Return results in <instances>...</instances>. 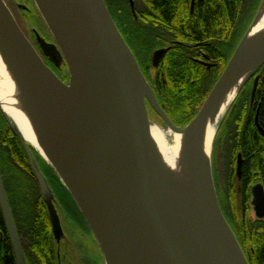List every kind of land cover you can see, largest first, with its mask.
I'll return each mask as SVG.
<instances>
[{"label":"water","instance_id":"95a60500","mask_svg":"<svg viewBox=\"0 0 264 264\" xmlns=\"http://www.w3.org/2000/svg\"><path fill=\"white\" fill-rule=\"evenodd\" d=\"M33 2L53 39V43H48L33 31L37 48L41 56L56 67L66 66L67 84L44 64L3 0H0V37L17 57L19 77L40 120L44 146L49 149L52 163L49 165L63 181L62 185L83 216L104 264H248L221 212L213 179L205 174L194 155L191 139L199 123L212 112L237 74L254 68L238 95L263 66L264 48L242 54L240 50L256 24L264 0L203 105L183 128L173 125L157 103L103 0ZM18 6L25 9L23 5ZM167 50L153 53V67ZM77 66L85 71L87 83L79 108L71 111L56 98L46 81L49 79L67 88L75 78ZM257 85L258 76L253 80L251 99ZM148 108L167 129L183 136L186 160L200 185L217 236H207L194 229L163 189L161 169L149 131L152 122ZM0 111L13 128L1 107ZM255 124L264 137L256 117ZM112 145L114 172L111 180L106 181L103 165ZM29 146H24L29 167L46 208L52 234L58 239L61 227L53 197ZM237 158L239 176L240 155ZM251 192L253 210L264 219L263 188L258 184ZM0 207L15 264H25L1 176Z\"/></svg>","mask_w":264,"mask_h":264},{"label":"trees","instance_id":"16d2710c","mask_svg":"<svg viewBox=\"0 0 264 264\" xmlns=\"http://www.w3.org/2000/svg\"><path fill=\"white\" fill-rule=\"evenodd\" d=\"M103 1L141 67L157 103L172 124L182 128L203 105L251 25L262 0H203L199 6H194L192 13H189V0H138L139 7H135V16L131 14L127 0H116L111 7L107 0ZM160 49L168 51L158 65L153 67L152 55ZM140 55L144 60L143 65L138 57ZM204 57L215 64L210 70L197 62ZM149 69L152 71L151 76ZM255 76H259L254 99L256 102L258 94L264 89V83L261 82L264 64ZM251 81L235 98L220 128L227 147L225 153L228 154L226 159L229 172L237 153L243 151L248 159L246 178H250L253 172L264 177V139L255 131L252 114L248 115ZM261 121L264 129V117ZM24 146L22 139L7 124L0 111V174L17 237L27 245L29 264H54L49 217L29 167ZM30 150L37 163L38 157ZM232 187L226 196L235 201L230 209V218L237 227V242L248 264H264V234H260V239L253 238L259 231L248 230L242 218V207L233 198L235 191ZM23 189L25 196L22 195ZM225 216L229 227L234 229L230 219ZM0 229L3 232L0 264H15L3 223ZM250 246L254 255L251 254Z\"/></svg>","mask_w":264,"mask_h":264},{"label":"bare ground","instance_id":"6f19581e","mask_svg":"<svg viewBox=\"0 0 264 264\" xmlns=\"http://www.w3.org/2000/svg\"><path fill=\"white\" fill-rule=\"evenodd\" d=\"M259 48H264V4L258 14L255 26L241 47L240 53ZM253 69L237 74L215 108L199 123L192 134L191 144L194 155L198 158L205 174L210 177H212L210 155L215 133L232 100ZM75 71V78L71 86L67 88L56 85L49 79L46 81L56 98L71 111L79 108L87 83L85 71L78 66ZM0 107L22 140L30 145L32 150L36 151L48 164L52 165L49 149L44 146L42 140L40 120L36 117L33 103L19 77L17 57L11 46L1 37ZM164 127L152 122L149 128L154 152L161 169L163 189L194 229L207 236L215 237L218 231L207 211L200 185L186 160L183 136ZM114 165L115 153L112 145L103 165L107 176L106 181L111 180ZM61 182L63 181L61 180ZM215 231H217L216 234Z\"/></svg>","mask_w":264,"mask_h":264},{"label":"rangeland","instance_id":"374dc122","mask_svg":"<svg viewBox=\"0 0 264 264\" xmlns=\"http://www.w3.org/2000/svg\"><path fill=\"white\" fill-rule=\"evenodd\" d=\"M3 2L11 12L13 18L17 22V25L19 26L23 34L26 36L27 40L31 43V45L34 47L36 52L41 56L37 48V45L35 44L33 31H35L36 33H38L40 36H42L44 39L48 41L53 42V39L42 17L37 11L33 0H3ZM115 2L116 0H107V4H109L110 7ZM19 4L25 6V9H20L18 6ZM116 18L120 20V18L117 17V14H116ZM138 57L140 58V63L143 65L144 60L142 56L140 55ZM151 74L152 71L149 69V75L151 76ZM64 78L65 80L68 81L67 74L64 76ZM251 80L250 81L253 82V79ZM149 118L151 122H153L154 124L160 127H164V124L160 123L158 121V118L150 110H149ZM222 123L223 120L219 124L218 130L215 133V137L213 139V144H212V151L210 158L212 179H213V184H214L217 200L219 203V207L221 208L223 215L224 216L226 215L232 222L234 229H232V227H230V229L232 230L235 236V228L237 229V227L235 225V222H233L230 218L231 217L230 209L233 208L232 205L234 200L233 199L229 200L226 196V194H228L227 191L231 190L230 187L233 186L232 189L233 191H235L233 198L236 199L239 202V205L242 207V213H243L242 218L244 222L247 224V222L250 223V221H254L253 220L254 215H253L252 207L250 209V212H248V215L246 216L244 215L245 207L241 202L242 201L241 194L240 193L238 194V192L236 191L237 186L231 183V173L228 170L229 163L226 159L228 157V154L225 153L226 143L223 139L224 137L222 136V133L220 132ZM16 132L18 133V131ZM19 137L22 139L20 135ZM34 153L36 154V156L40 161V162L38 161L36 165L40 170V172L43 174L47 182V185L50 189L51 195L53 197L56 212L58 214L60 221L61 234L63 236V240L64 242L70 241V243H72L73 247L71 246V249H73L72 254L75 256V258H77L76 264H104L102 258L100 257L101 253L98 249V246L83 216L81 215L79 209L77 208L70 194L62 185L57 173L47 162H45L42 159V157L36 151H34ZM234 163L232 167H234ZM228 186L229 189L227 188ZM22 195L25 196L24 189L22 190ZM249 200H251V198H249ZM235 239L237 240L236 236ZM21 243H25V241L21 239Z\"/></svg>","mask_w":264,"mask_h":264},{"label":"flooded vegetation","instance_id":"af4514ba","mask_svg":"<svg viewBox=\"0 0 264 264\" xmlns=\"http://www.w3.org/2000/svg\"><path fill=\"white\" fill-rule=\"evenodd\" d=\"M202 1L203 0H189V13H192V11L194 9V6H199L202 3ZM127 2H128V6H129L131 14L133 16H135V11H136L135 7L136 6L139 7L138 0H127ZM40 37L43 40H45L46 42H48V43H53L52 41H48V40L44 39L42 36H40ZM34 40H35V37H34ZM40 57H42V56H40ZM41 59L44 62V64L49 69L52 70V72L57 76V78H59L63 83L67 84V80H65L64 76L66 74L68 75V72H67V68H66V66L64 64H60L58 67H56L53 63H51L49 61L48 58H44L43 57ZM197 62L199 64L203 65L207 70H210L211 68H213L215 66V64L212 63L209 60V58H207V57H204L203 59H200ZM258 81H259V76H258ZM261 82L264 83V77L261 78ZM255 95H256V91H255V94L253 96V99H251V92H250V98H249V104H248V109H249L248 110V115L252 114L253 125H254V128H255V131L258 133V135H260L264 139V137L259 133V131L257 129V126L255 124V117H256L258 126L264 131L263 127L261 126L262 125V121L261 120L264 117V111H263V108H264V105H263L264 104V89H263V91L261 93L258 94L256 102L254 100L255 99ZM149 110L150 109L148 108V111ZM158 121L160 123H162L161 120H159V118H158ZM238 155H240V159H241V169H240L239 176L236 173V164H237V159H238L237 156ZM32 156H33V153H32ZM34 161H35V159H34ZM247 162H248V159L245 157V153L243 151H241V153L240 152L237 153V155L235 157L234 167L230 170L231 183H233V185L235 184L237 186V190L236 191L238 192V194L239 193L241 194V198H242L241 202H242V204L245 207L244 208V215L245 216L248 215V212H250V209L252 207V192H251L252 187H254L255 185L259 184V185L262 186L263 192H264V177H262V174H259L257 172H253L252 176L250 178H246V175H247L248 170H249L246 167ZM35 163H36V161H35ZM0 176H1V174H0ZM1 180H2V183H3L2 176H1ZM3 187H4V185H3ZM4 191H5V188H4ZM5 194H6V191H5ZM248 194H249V197H248ZM6 197H7V194H6ZM249 198H251V200H249ZM7 202H8V199H7ZM8 206H10L9 203H8ZM252 210H253V207H252ZM10 212H11V215H12V218H13V214H12L11 208H10ZM253 215H254L253 216L254 217V219H253L254 221H250V223H252V224L247 222V228H248V230H250V232L252 230L253 231H255V230L257 231L258 230L259 233H256V235L253 238L260 239L261 238L260 234H264V219L260 218L255 213L254 210H253ZM13 221H14V218H13ZM2 223L4 225L5 233H6L7 237H8V234H7L6 228H5V222H4L2 210H1V207H0V224L2 225ZM14 224H15V221H14ZM50 226H51V224H50ZM15 228H16V226H15ZM51 235H52V244H53V251H54V262H55L54 264H76V259L77 258H75V256L72 254V252H73V249H71L72 243H70V241H65L64 242L62 234L58 237V239H55L53 234H52V229H51ZM2 238H3V232L0 229V241H2ZM8 239H9V237H8ZM18 241H19V244H20V249H21V253H22L23 259L25 261V264H29V262H28V254H27V249H28L27 245H26V243H21L19 238H18ZM9 242H10V240H9ZM249 248H250L251 254L254 255L255 252H254L252 246H250ZM12 251H13V249H12ZM100 257L102 258L101 254H100ZM102 260H103V258H102Z\"/></svg>","mask_w":264,"mask_h":264}]
</instances>
